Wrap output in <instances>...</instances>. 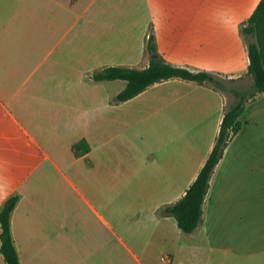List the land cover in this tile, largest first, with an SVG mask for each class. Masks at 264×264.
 Instances as JSON below:
<instances>
[{
    "label": "crops",
    "instance_id": "0c3cea01",
    "mask_svg": "<svg viewBox=\"0 0 264 264\" xmlns=\"http://www.w3.org/2000/svg\"><path fill=\"white\" fill-rule=\"evenodd\" d=\"M259 2L0 0V207L20 195L21 264H264V93L185 233L160 209L196 180L233 96L175 77L116 101L127 81L94 77L148 67L153 33L167 62L248 87L241 25Z\"/></svg>",
    "mask_w": 264,
    "mask_h": 264
},
{
    "label": "trees",
    "instance_id": "16d2710c",
    "mask_svg": "<svg viewBox=\"0 0 264 264\" xmlns=\"http://www.w3.org/2000/svg\"><path fill=\"white\" fill-rule=\"evenodd\" d=\"M241 33L248 48L250 60L248 75L253 78V83L245 88L240 89L235 86L239 80L237 78H226L209 71L192 70L167 62L158 53L153 33L149 35L147 42V52L151 56L148 67L137 69L128 66H109L94 74L95 79L99 81L114 79L127 81L126 87L117 95L116 101L128 100L155 83L175 77L198 83H210L233 96L225 107L224 117L213 149L196 180L180 200L160 209L161 214L174 216L180 229L185 233L194 232L203 222V205L210 188L212 175L222 159L227 145L243 127L241 117L246 103L264 93V0H260L251 16L242 23ZM82 142L74 145L77 154L80 152ZM89 149L87 144L85 150ZM19 200L20 195L13 194L0 207V252L6 264H21L12 233L11 220Z\"/></svg>",
    "mask_w": 264,
    "mask_h": 264
}]
</instances>
